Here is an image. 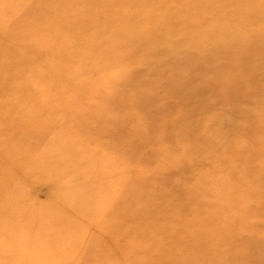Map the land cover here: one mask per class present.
Here are the masks:
<instances>
[{
  "label": "rangeland",
  "instance_id": "obj_1",
  "mask_svg": "<svg viewBox=\"0 0 264 264\" xmlns=\"http://www.w3.org/2000/svg\"><path fill=\"white\" fill-rule=\"evenodd\" d=\"M64 226L68 264H264V0H0V264Z\"/></svg>",
  "mask_w": 264,
  "mask_h": 264
},
{
  "label": "bare ground",
  "instance_id": "obj_2",
  "mask_svg": "<svg viewBox=\"0 0 264 264\" xmlns=\"http://www.w3.org/2000/svg\"><path fill=\"white\" fill-rule=\"evenodd\" d=\"M59 223H61V221ZM64 227L63 228H60L58 230V232L52 236L53 237V241L52 242H48V243L44 244L46 246H48V244H49V246L52 245V248H54L56 250H57V248H55V247H63L61 249L62 250V253H60L59 256H52V255H50L49 258L47 257V259L45 260V261H47V264H68L67 257L66 258H63V254H64V251H66L65 253L67 255V250H68V254H70V250L68 248L69 245L68 246H65V245H63L61 243L62 242H65L66 239H72V238L74 239V236L71 234V233H73L72 230H69L68 228L66 229V227L64 229ZM65 244H66V242H65ZM28 247H29V244L28 245H23L22 247H17V249H21V251L23 252V251H26L28 249ZM42 248H43V246L42 247H37L36 249H34L35 252H37V254H38V255H36L37 257L39 256L40 253H43L45 251V248L44 249H42ZM47 256H48V254H47ZM39 259H41V257H39Z\"/></svg>",
  "mask_w": 264,
  "mask_h": 264
}]
</instances>
